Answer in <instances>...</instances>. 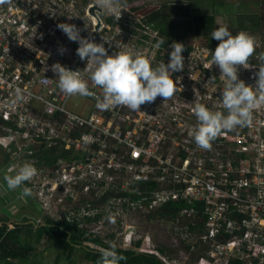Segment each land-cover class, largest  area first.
Returning <instances> with one entry per match:
<instances>
[{"label": "built area", "instance_id": "built-area-1", "mask_svg": "<svg viewBox=\"0 0 264 264\" xmlns=\"http://www.w3.org/2000/svg\"><path fill=\"white\" fill-rule=\"evenodd\" d=\"M74 7L69 0L0 4V147L9 165H34L39 202L63 203L81 192L89 202H105L96 208L87 203L79 215L104 217L111 212L119 227L127 223L125 217H148L170 201H182L186 205L173 219L174 228L185 234V242L194 238L202 247L199 264H264L261 116L262 126L255 125L251 133L234 138L218 134L209 148L199 147L189 130L198 123L193 109L200 100L187 99L190 89L180 70L171 74L180 77L172 96L157 95L136 110L115 105L101 111L95 104L102 92L89 78L87 57L80 60L78 43L68 39L58 23H74L81 36L103 42L108 54H140L150 65L165 62L160 54L166 49L159 46L162 50L151 54L124 48L114 36H90L89 5L79 6L78 12ZM92 20L93 27L100 24ZM205 53L208 57L206 47ZM54 63L76 70L86 80L94 93L84 95L86 114L68 109L71 97L79 94H67L57 86ZM251 156L255 159L249 160ZM141 183L155 187L142 190Z\"/></svg>", "mask_w": 264, "mask_h": 264}, {"label": "rangeland", "instance_id": "rangeland-1", "mask_svg": "<svg viewBox=\"0 0 264 264\" xmlns=\"http://www.w3.org/2000/svg\"><path fill=\"white\" fill-rule=\"evenodd\" d=\"M70 1L75 4L73 11L76 12H78L79 6L85 7L89 5V21L91 22L90 36H114L124 48L141 50L151 54H154L157 50H162L160 47H153L155 44L154 40L157 36L156 31L145 22L143 17L137 11V8L144 6L154 7L163 4L168 0H115V9L112 12L102 11L97 4V0H69V2ZM48 2L52 5L54 3L57 4L59 0H48ZM186 2L192 13L214 14L217 26L227 25L233 34L242 30L238 28V22L240 21L238 19H240L241 16L252 12L256 14L261 13V15L264 14V8L259 0H187ZM92 17H95L100 24L93 27L92 23L94 22ZM106 18L111 19V23H108ZM250 24L251 22H248L246 25L249 26ZM244 31L252 34L256 38L258 46L254 48L253 54L249 57L250 67L245 68L242 65L237 66L238 78L244 79L247 84H254L256 79L255 73L258 69V64L260 63L257 54L264 49V29L259 32L253 31L252 29ZM214 40L217 41V44L219 43L217 39ZM193 44L196 48L190 57L185 59V66L180 70L184 73L185 82L190 89L187 99H199L200 103L208 108L224 112L226 110L221 103L220 94L225 78L219 75L220 70L215 64L209 65L208 68L204 65L205 63L209 64V57H207V54L205 53V46L210 45V43L204 37H196L193 39ZM165 49L166 50L160 54V57L162 56L167 64L169 59L168 53L171 48L169 46ZM210 76H213L214 78L210 79ZM67 107L71 112L86 114L89 110L88 99L85 96L74 95L69 100ZM252 111V119L248 123V126H236L233 129L222 130L219 134L228 135L229 137L234 138L238 133H240V136L242 133H251V130H253L255 125L262 126L259 125L258 119L261 116L262 124L264 121V103L257 105ZM232 144H235V141H233ZM4 159L5 154L0 147V175L2 180L4 175L14 174L18 169L10 166L8 160L5 161ZM254 159L255 156H251L249 160ZM5 163H7V166H5ZM23 183L32 189V195L26 196L23 199H21L20 196V187L9 189L7 188L6 182H3V184L0 185V193L5 192L10 199H15L14 203L17 209H24V211L21 212L17 210L16 212L18 213L14 215L15 220L18 222H23L28 219L23 214L32 215L31 213H34L37 221L42 223L45 222L47 216H50L55 220L59 219L61 217L59 211L62 209L66 211L70 210L74 215L77 214L79 209L77 208L76 203L82 197L81 192L77 193V198L75 200H64V206H60L58 208L59 211H55V207L58 204L56 200L48 203L40 199V204L37 202L39 200L36 192V184L33 182L32 178L31 181L27 180ZM102 205L103 204L100 206ZM2 206L3 210L8 211V209H6L7 206ZM81 207L83 206L80 205L79 208ZM2 209L0 208V210ZM0 218L5 221H8L9 219L1 213ZM221 219L227 220V217L220 216V220ZM115 221L114 218V222ZM125 221L127 223H122L119 227L113 222H109L106 215L103 217L101 223L96 222L95 224L90 223L87 225V230H89V233L93 232L100 234L104 240H110L111 244H117L123 248L146 253L153 252L161 258L164 257L163 260L165 264H199L198 259L201 257L200 252L202 247H200L198 243H195L194 238L193 240L185 239V242L183 239L185 234L180 235L175 230L172 219H162L157 216L152 218L149 216L144 217L138 216L136 213L131 217H125ZM122 225L124 228H122ZM247 225L250 226V224ZM8 226L9 228H13L14 223H10ZM112 234H115V236L110 239ZM195 236L197 235L194 234V237ZM129 239L132 241L131 246L129 245ZM137 241H141V243L138 247H135L134 243ZM187 246L192 247V250L189 251V249H186ZM161 249L165 250L166 254L161 253ZM49 253L51 252H48V255ZM73 257L75 259V264H92L84 260V252L79 249L74 251Z\"/></svg>", "mask_w": 264, "mask_h": 264}, {"label": "clouds", "instance_id": "clouds-1", "mask_svg": "<svg viewBox=\"0 0 264 264\" xmlns=\"http://www.w3.org/2000/svg\"><path fill=\"white\" fill-rule=\"evenodd\" d=\"M6 2L7 0H0V4ZM97 4L105 12L115 9V0H97ZM57 28L68 39L78 43L75 52L80 60L87 57L85 68H91L89 78L95 85L100 86L102 92V96H97L95 104L101 111L115 105H125L131 110L140 109L141 104L152 102L157 95L163 98L172 96L180 85V77L176 76L174 79L171 74L185 66V57L182 54L184 45L181 42L171 43L167 64L162 61L157 65H150L149 59L140 54L123 51L108 54L103 42L98 43L81 36V29L74 23L60 22ZM210 35L219 43L211 50L208 63L215 64L220 70L219 75L225 78L220 96L226 111L212 110L201 103L195 104L193 111L198 123L194 130H189V135L201 148H209L211 141L222 130L247 125L252 119V110L264 103V52L257 54L258 60L262 62L258 64L254 84H247L244 79L238 78V65L250 67L249 57L258 46L256 38L244 30L233 34L227 25L217 26ZM103 41L106 40L103 38ZM161 43L163 40H157L153 47H159ZM59 51L63 53L65 48L61 47ZM51 67L58 74L57 86L63 92L70 95H94L86 80L77 75L76 70H70L60 63H54ZM16 93L19 97L21 89L17 88ZM35 174L34 165L25 162L14 174L4 175L3 180L9 189L20 187V196L23 199L32 195V189L23 182L31 180ZM107 219L114 222L111 212ZM100 253V264H119L124 259L122 254L115 251L114 244L100 249Z\"/></svg>", "mask_w": 264, "mask_h": 264}, {"label": "trees", "instance_id": "trees-1", "mask_svg": "<svg viewBox=\"0 0 264 264\" xmlns=\"http://www.w3.org/2000/svg\"><path fill=\"white\" fill-rule=\"evenodd\" d=\"M186 1L168 0L154 7L137 8V11L145 22L156 31L157 36L154 41L163 40L160 47L167 48L174 41L181 42L184 45L182 54L187 56L195 47L193 39L204 37L210 43V45L205 46L209 51L208 57L210 58L211 50H214L217 45V41L210 35L211 31L217 27L215 16L214 14L192 13ZM259 1L264 8V0ZM238 20H240L238 28L242 30L252 29L259 32L264 29V14L252 12L241 16ZM106 21L111 23V19L106 18ZM248 22H251L249 26L246 25ZM154 187L155 184L152 183L139 184V188L142 190ZM65 200L72 201L75 199L67 197ZM101 202L105 201L93 200L89 202L87 197L82 196L76 203L79 210L77 209L75 215L70 210L62 209L59 211L55 209L60 212L61 216L57 220L50 216H47L43 223L27 219L23 222H15L13 228H9L7 220L0 218V223H2L0 224V261L18 259L23 264H41L46 253L56 252L55 264H59L62 258L68 260V264H75L73 253L79 249L84 252V260L92 264H100V249L108 248L111 241L104 240L100 234L89 233L87 225L100 221L103 218V213L94 217L79 214H81L85 204L90 203L92 208H96ZM80 205L83 207L79 208ZM185 205L182 201H170L157 208L149 217L157 216L162 219L173 220L177 218ZM60 206H64V204L58 202L56 208L58 209ZM202 218L200 226L203 225L205 217ZM114 236L115 234H112L110 239ZM140 243L141 241L135 242V247H138ZM114 245L115 251L124 257L119 261V264H165L164 260L154 253L139 252L123 248L117 244ZM189 248L190 246H187L186 249ZM160 252L166 254L163 249Z\"/></svg>", "mask_w": 264, "mask_h": 264}, {"label": "crops", "instance_id": "crops-1", "mask_svg": "<svg viewBox=\"0 0 264 264\" xmlns=\"http://www.w3.org/2000/svg\"><path fill=\"white\" fill-rule=\"evenodd\" d=\"M248 1H253V0H248ZM246 14H248V13H246ZM4 154H5V152H4ZM4 160L5 161L8 160V156H6V154H5V159ZM3 182H5V181L2 180V177L0 175V185H2ZM14 200L15 199H10V197L7 196V194L5 192H3V193L1 192L0 193V208L2 209V207H3L2 205H4V206H7L6 209H8V211L2 209V210H0V213L5 215V217L9 218L8 221H7V222H9V224L18 222L17 220H15V217H14V215H16L18 213V212H16L17 210H19L20 212L24 211V209L21 210V209H17L16 208ZM37 202L40 204L39 201H37ZM31 214L32 215H25V214H23V215L25 217H27L28 219H31L30 221H32V219H35V221L38 222L36 217H35V214L34 213H31ZM0 224H2V223H0ZM55 260H56V254L55 253L51 252V253H49V255H48V253H46L44 255V258L42 259V263L41 264H55ZM0 264H23V263H21L18 259H14V260H12V259L9 260L8 259V260L0 261ZM59 264H68V260L62 258L61 261L59 262Z\"/></svg>", "mask_w": 264, "mask_h": 264}, {"label": "flooded vegetation", "instance_id": "flooded-vegetation-1", "mask_svg": "<svg viewBox=\"0 0 264 264\" xmlns=\"http://www.w3.org/2000/svg\"><path fill=\"white\" fill-rule=\"evenodd\" d=\"M5 166H7V163H5Z\"/></svg>", "mask_w": 264, "mask_h": 264}]
</instances>
